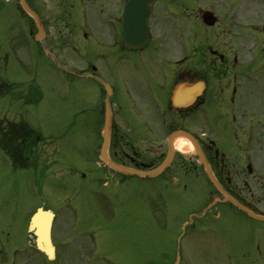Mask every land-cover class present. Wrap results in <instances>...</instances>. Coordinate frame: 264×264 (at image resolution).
<instances>
[{"label": "flooded vegetation", "instance_id": "1", "mask_svg": "<svg viewBox=\"0 0 264 264\" xmlns=\"http://www.w3.org/2000/svg\"><path fill=\"white\" fill-rule=\"evenodd\" d=\"M35 1L40 2L42 11ZM29 2L41 14L47 44L58 54L61 62L68 63L62 56L64 54L73 60L71 54L78 70L112 81L118 74L114 71L115 66L127 72L122 78L127 104L124 108L119 106V111L116 109L114 112L109 150V156L114 161L139 168L156 162L160 164L168 154L169 136L179 130L190 132L202 145L224 189L249 209L264 215V150L263 153L259 151L261 145H264V138H259V132L253 130L256 129L254 120L264 125V105H260L264 96L260 89L252 91L251 87L253 82L257 84L264 78V73H256L253 77L256 70L264 71V61L245 62V58L231 57L207 44L203 52L210 56L206 60L213 74L219 73L218 76L223 78L228 72H237L231 83L226 85V88H232L225 90L220 87L215 90L216 86L212 85L208 76L203 78L205 89L196 101L186 106H176L172 101L174 86L180 81L192 82L199 78H196L193 61L180 64L178 61H167L166 67L170 69L162 73L158 53L162 47L168 46L170 35L193 30L194 0H139L137 3L132 0ZM127 5L130 9H136V15L147 17L145 24L150 38L141 49L129 50L123 43L121 15ZM130 9H127L128 12ZM176 19L180 21L175 22ZM217 28L226 29L220 26ZM239 53L242 56V52ZM2 63L0 61V100L3 99L7 104L12 101L29 104V97L36 94L38 89L34 83L31 84L25 98L24 91L17 90L16 83L2 75ZM67 65L70 68L74 66ZM215 65L220 66L216 68ZM247 114H251L250 120ZM201 119L204 128L199 127ZM93 123L94 120L90 123L85 121L82 134L85 139L90 136V125ZM41 141V135L23 116L8 118L5 115L0 118V149L14 165L23 162L38 165L37 148ZM83 146L82 143L81 150ZM176 157L182 167L187 163L185 175L192 179L204 175L196 155L188 159L178 152ZM91 172L102 173L120 189L103 190L95 185L83 188L74 185L61 192L64 195H59V212L55 211L53 228V241L57 250L55 264H59V261L66 264L71 257L75 260L74 264H90L94 258L97 264H123L115 255L112 243L108 239L106 241L105 235L110 237L108 234H104L98 226L94 229L91 225L88 231L79 228L83 225L80 214L82 207L90 208L92 216L89 215L87 219L93 223L99 222L101 217L116 224L121 217L126 218L127 223H123L124 229L126 226L124 236L129 242L126 264H145L142 252L145 241L143 217L147 210L144 191L140 188L121 189L126 178L107 167L99 169L93 166ZM177 173L179 170L171 167L163 175L169 177ZM93 180L97 182L99 179L95 176ZM209 199L210 196L205 203L186 208L181 213L164 207L163 201L158 204V226L169 216L176 215L177 220L178 216L186 212V219L180 226L182 229L189 216L203 210ZM221 199L204 217L195 218L186 229L188 242L186 248L180 251L181 258L185 259L184 264H209L210 257H218L220 264H264V224L255 222ZM33 208L32 205L26 214ZM29 220L30 217H3L0 207V264H51L36 251L30 241ZM59 224L66 227L70 225L71 228L64 233ZM73 237L81 239V242L74 245L77 250L70 253L67 242ZM178 240L179 234L175 235V242ZM85 245L90 246L92 257L88 250V256L80 252L79 249L84 250ZM102 251L106 252L107 257L101 258L104 255ZM129 252L134 260L130 259Z\"/></svg>", "mask_w": 264, "mask_h": 264}, {"label": "rangeland", "instance_id": "2", "mask_svg": "<svg viewBox=\"0 0 264 264\" xmlns=\"http://www.w3.org/2000/svg\"><path fill=\"white\" fill-rule=\"evenodd\" d=\"M35 4L42 11L40 2L35 1ZM193 7L194 29L192 32L190 31V35L194 41H187V31H178L175 33L176 35H170L168 46L162 47L158 53L160 70L162 73L167 72L170 69L169 66L166 67L167 61H177L176 58L186 54L185 56H191V60L188 61H193L196 78L209 76L212 85L216 86L215 90H219L220 87H224L225 90L231 89L232 86L226 88V85L231 83L237 72H226L228 75L223 78L218 76L219 73L218 75L213 74L206 60L210 56L200 55L201 48L206 44H211L214 50H219L229 56L242 52L240 57L245 58V62L264 60V33H262L264 0H196ZM205 9H212L220 18L218 26L227 29L212 28L209 30V28H205L206 25L201 19V13ZM179 21V19L175 20V22ZM31 24L28 17L22 14L16 0H0V55L3 57L8 55V63L4 65L3 73L10 81L23 84V87L26 88L23 93L25 98L28 94L27 88L32 81L39 86L43 93V98L38 104H23L22 101H12L7 104L3 99L0 100V118H4L5 115L8 118L23 116L34 129L46 138V141L41 142L38 146L39 157H45L48 160L55 158L59 162H63L64 165L55 163L45 167L38 165L36 168L16 170L0 149V207L3 217L18 219L23 217L27 219L31 212L43 204L59 211L58 205H56L59 195H64L61 192L74 185L82 188L95 185L103 190L120 189L113 182H109L107 185L100 182L101 179L94 182V177L98 178L99 173L93 175L87 168V165L93 166L89 161L96 159V148L100 143L98 135L102 119L100 110L104 103L101 84L92 78L79 77L62 71L50 62L34 43L29 32ZM180 40L185 41L187 52L181 49ZM92 46L94 45L90 47ZM62 56L67 59V64L74 65L73 68L79 69L75 66L76 60L73 55L70 54L73 60L69 55ZM231 63L233 62L231 61ZM215 66L218 68L220 65ZM114 71L118 73L115 82L107 78L104 79L115 90L112 96V105L119 111V106L124 108L127 104L122 82V78L127 72L118 66L114 67ZM256 73H264V71L256 70L253 77L257 75ZM254 83L256 82L252 83V91L258 88L264 96V78L259 83ZM220 84L221 86H219ZM250 104L256 105V103ZM260 105H264L263 100H260ZM247 116L250 120L251 114H247ZM91 120H94V123L90 125L91 134L85 139L82 136L85 121L90 123ZM202 121L201 119L199 122L200 128H204V125H201ZM253 125L256 127L253 130L259 132V138H264V125H260L258 120H254ZM83 142H86V146L83 147L84 151H82L84 156L81 154ZM178 144L179 142L177 146ZM262 150H264V145L259 148L260 152ZM181 151L184 152H181L183 156L188 159L194 156L188 150L181 149ZM180 164L179 162L177 166L180 167ZM178 178L180 184L176 187H173V183L170 180L166 181L162 176L141 177L136 175L127 176L126 183L121 185V189L129 187L138 190L141 188L145 192L147 213L143 217L145 241L142 251L145 264H171L175 254L173 248L176 244L173 235L176 234L175 228L179 224L178 219L181 215L177 220L176 215L169 216L166 221H163L164 226H160L158 229V202L163 200L169 208L176 209V213L178 211L181 213L183 208L191 202L199 200L201 197H207L212 191V186L203 177L189 179L181 174ZM185 185L187 190L184 188ZM33 204L34 208L30 210L29 214L28 212L26 214ZM149 207L157 212L155 213L157 218L150 214ZM88 212L89 210L86 208L81 209L80 214L83 221V225L79 226L81 230H90L91 225L96 228V223L88 221ZM127 221L126 218L121 217L118 224L108 221L99 223L101 224L100 229H103L101 231L110 236L108 238L105 235L106 241L108 239L112 243L115 255L123 264H126L128 259L129 242L124 236L126 226L125 229L123 226V223H127ZM59 226L64 233L71 228L70 225L66 227L59 224ZM183 238L181 246L186 248L188 235ZM80 242L79 238L78 240L76 237L70 238L67 242L68 251L70 253L76 251L77 248H74V245ZM79 250L85 253V256H88L86 250L91 257L93 255L90 253L91 249L88 245H85L84 250ZM102 252L104 255H101V258L107 257L106 252ZM129 257L134 260L130 252ZM73 259V257L68 258L69 262L66 264H74L75 260ZM58 263L61 264V261ZM209 263L218 264V257H210ZM90 264H97L96 258ZM98 264H103V262Z\"/></svg>", "mask_w": 264, "mask_h": 264}, {"label": "water", "instance_id": "3", "mask_svg": "<svg viewBox=\"0 0 264 264\" xmlns=\"http://www.w3.org/2000/svg\"><path fill=\"white\" fill-rule=\"evenodd\" d=\"M20 1H21L23 8L25 9V11L36 20L39 31H40V34L38 35V39H42L43 27H42V23H41V20H40L38 14L32 8H30V6L26 2V0H20ZM140 1H143V0H140ZM132 10H133V12H131V17L130 16L128 17L131 19H130V21L127 20V23H126L127 28L125 29V34H124L125 44L129 48H140L147 41L148 34L146 33V31L144 29L143 22L136 21V18H135L136 9L134 8ZM203 18H204V21L208 25H214L216 23V20H217V18L210 12H206L204 14ZM141 29H143V30H141ZM126 41H127V43H126ZM44 49L48 55L54 57L45 45H44ZM54 59H55L57 65L59 67H61L62 69L68 70L66 67L62 66L56 58H54ZM98 81H100L106 87V90H107V97H106V102H105L106 103L105 126H104V133H103L104 144H103L101 158L110 167H112L116 171L123 172V173L130 174V175H138L141 177L157 176L160 173H162L170 165V163L174 157V148H173L174 140L176 138L184 137V138L190 140V142L193 144V146L195 147V149H196V151L200 157V160L202 161V163L205 166V169H206V172L208 174L209 179L215 185V187L224 194V196L226 197V200H230L231 202L236 204L239 208H241L242 210H244L245 212L250 214L253 218L259 219V220H264V216L257 215L254 212L250 211L249 209L244 207L239 201H237L234 197H232L230 194H228L222 188V186L218 182L217 178L215 177L200 144L189 133H186V132L175 133L170 139V151H169L167 158L165 159V161L160 166H158L152 170H149V171L137 170V169H132V168H128V167H123L121 165L114 163L108 157V154H107L109 144H110V136H111V128H112V107H111V103H110V98L112 95V89L109 86V84H107L103 80L98 79ZM202 88H203V84L201 82L198 84H194V85L193 84L188 85L185 83L178 84L174 90V99L176 101H187V100L190 101L192 99H195L198 96V94H200V91L202 90ZM190 95H192V96H190ZM53 217H54V215L51 211H45L43 209H39L38 212L34 215L33 220H32V224H31V229L33 231H35L36 235L38 236L37 241H36L37 247L40 250L47 253L51 259L55 258L54 246H53L52 240H51V227H52Z\"/></svg>", "mask_w": 264, "mask_h": 264}, {"label": "bare ground", "instance_id": "4", "mask_svg": "<svg viewBox=\"0 0 264 264\" xmlns=\"http://www.w3.org/2000/svg\"><path fill=\"white\" fill-rule=\"evenodd\" d=\"M178 149L181 151V149L183 150H188V152H192L194 151V148L192 146V144L190 143L189 140H187L186 138H180L179 139V144H178Z\"/></svg>", "mask_w": 264, "mask_h": 264}]
</instances>
